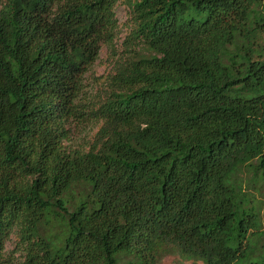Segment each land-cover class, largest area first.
Listing matches in <instances>:
<instances>
[{
	"label": "trees",
	"instance_id": "1",
	"mask_svg": "<svg viewBox=\"0 0 264 264\" xmlns=\"http://www.w3.org/2000/svg\"><path fill=\"white\" fill-rule=\"evenodd\" d=\"M115 3L0 0V264H264V0H128L85 100Z\"/></svg>",
	"mask_w": 264,
	"mask_h": 264
},
{
	"label": "rangeland",
	"instance_id": "2",
	"mask_svg": "<svg viewBox=\"0 0 264 264\" xmlns=\"http://www.w3.org/2000/svg\"><path fill=\"white\" fill-rule=\"evenodd\" d=\"M114 11L117 19L116 36L113 43L114 50L102 46L98 58L86 72L83 96L85 100L97 99L105 95L109 76L114 72L117 61L126 55L124 42L132 24L128 0H116ZM97 128V124L92 122L79 123L74 121L70 125V139L64 141V144L72 148L86 146L93 139ZM256 196L262 199L259 193H256ZM262 201L263 207L264 200L262 199ZM262 218L264 220V208L262 210ZM23 255V252L18 249L16 234L11 232L5 239L2 264H21L24 259ZM157 264L204 263L200 260L184 258L178 254H169L165 255Z\"/></svg>",
	"mask_w": 264,
	"mask_h": 264
}]
</instances>
